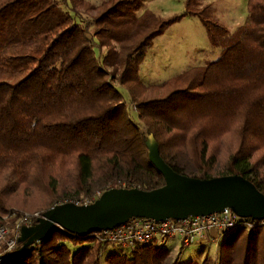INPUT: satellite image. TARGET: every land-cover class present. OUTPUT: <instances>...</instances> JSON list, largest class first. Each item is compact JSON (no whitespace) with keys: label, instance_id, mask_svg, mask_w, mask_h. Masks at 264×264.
<instances>
[{"label":"trees","instance_id":"obj_1","mask_svg":"<svg viewBox=\"0 0 264 264\" xmlns=\"http://www.w3.org/2000/svg\"><path fill=\"white\" fill-rule=\"evenodd\" d=\"M140 2L109 0L86 20L87 0H0V217L33 191L43 213L111 187H160L148 134L174 171L239 174L264 194V0H247L233 32L198 0L168 18L138 14ZM184 15L200 19L218 57L148 87L162 96L128 101L124 87L145 91L146 49ZM152 242L102 258L112 242L58 226L0 264H178ZM216 248L185 264H264V224L238 226Z\"/></svg>","mask_w":264,"mask_h":264},{"label":"water","instance_id":"obj_2","mask_svg":"<svg viewBox=\"0 0 264 264\" xmlns=\"http://www.w3.org/2000/svg\"><path fill=\"white\" fill-rule=\"evenodd\" d=\"M145 144L150 162L163 176V185L151 190L111 187L89 204H55L44 211L35 224L20 228L17 238L20 246L16 252L27 250L58 226L83 236L112 229L132 217L155 221L184 219L220 212L224 208L241 218L264 219V194L244 176L198 178L180 174L161 158L152 134L147 135Z\"/></svg>","mask_w":264,"mask_h":264},{"label":"rangeland","instance_id":"obj_3","mask_svg":"<svg viewBox=\"0 0 264 264\" xmlns=\"http://www.w3.org/2000/svg\"><path fill=\"white\" fill-rule=\"evenodd\" d=\"M198 2L199 8L207 4L211 5L214 16L230 32L241 26L247 17V0H198ZM104 3H109V0H87L88 6L93 8L87 7V9L82 6L85 19L91 20L92 17L97 16ZM144 10H150L159 17L168 18L184 12L185 0H141L137 13L140 14ZM218 55L219 49L209 43L205 27L200 19L196 16L184 15L178 22L171 24L161 35L157 36L152 45L146 49L138 67L140 83L142 87H145V91L140 93L137 87L126 86L123 88L125 97L130 101L133 95L140 99L162 96L165 93V87L158 86L155 89H148V87L159 85L192 66L204 65L216 59ZM258 155L259 153L256 157ZM97 192L85 195L76 201H61L57 204L64 202H73L78 205L89 204L87 200L91 203L101 194ZM15 201L14 207L0 217V225L6 229L5 238L0 242V256H2L0 261L8 252L18 249L20 245H17V238L20 228L35 224L44 208L42 198L34 191ZM33 221L35 222L32 223ZM11 238L15 239V247L9 251L6 250L7 253H5L6 240ZM152 243L166 248L170 256L175 258L176 240L156 237ZM216 247L213 243L188 246L182 251L178 264H185L190 260L200 263L207 254L215 257ZM128 249V247L109 243L101 257L103 258L110 252L128 251Z\"/></svg>","mask_w":264,"mask_h":264},{"label":"built area","instance_id":"obj_4","mask_svg":"<svg viewBox=\"0 0 264 264\" xmlns=\"http://www.w3.org/2000/svg\"><path fill=\"white\" fill-rule=\"evenodd\" d=\"M87 203L90 201L87 200ZM243 219L236 216L229 208L203 216H188L184 219H166L163 221L132 217L112 229L92 234L98 235V239L104 242H112L121 247H129L137 243L147 244L154 241L156 237L176 240L174 252L175 258L179 259L186 247L200 244L208 240L210 235L214 236L211 242L217 246L220 236L229 233L238 226H245L248 230L255 221L264 224V219H251L245 222L242 221ZM5 235L6 229L0 225V242L5 238ZM14 243V238L6 240L4 251L13 249Z\"/></svg>","mask_w":264,"mask_h":264},{"label":"crops","instance_id":"obj_5","mask_svg":"<svg viewBox=\"0 0 264 264\" xmlns=\"http://www.w3.org/2000/svg\"><path fill=\"white\" fill-rule=\"evenodd\" d=\"M213 237H214L213 235H210L209 238H208V240L202 242V246L203 245H206V244H211L212 243L211 241H212V238ZM175 247H176V245L174 246V248Z\"/></svg>","mask_w":264,"mask_h":264}]
</instances>
